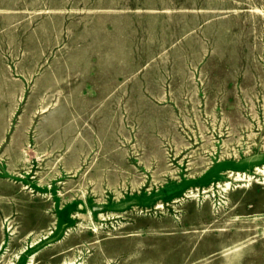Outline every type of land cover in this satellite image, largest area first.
I'll return each mask as SVG.
<instances>
[{
    "label": "rangeland",
    "instance_id": "374dc122",
    "mask_svg": "<svg viewBox=\"0 0 264 264\" xmlns=\"http://www.w3.org/2000/svg\"><path fill=\"white\" fill-rule=\"evenodd\" d=\"M263 168L264 0H0V264H264Z\"/></svg>",
    "mask_w": 264,
    "mask_h": 264
},
{
    "label": "bare ground",
    "instance_id": "6f19581e",
    "mask_svg": "<svg viewBox=\"0 0 264 264\" xmlns=\"http://www.w3.org/2000/svg\"><path fill=\"white\" fill-rule=\"evenodd\" d=\"M262 172H264V168L262 169ZM238 176V175H237Z\"/></svg>",
    "mask_w": 264,
    "mask_h": 264
}]
</instances>
